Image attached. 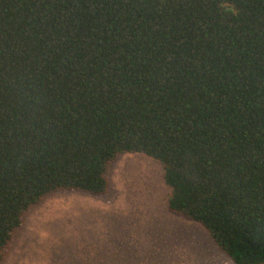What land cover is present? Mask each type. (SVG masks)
Here are the masks:
<instances>
[{"label":"trees","instance_id":"16d2710c","mask_svg":"<svg viewBox=\"0 0 264 264\" xmlns=\"http://www.w3.org/2000/svg\"><path fill=\"white\" fill-rule=\"evenodd\" d=\"M125 153L264 264V0H0V262L33 206L106 196Z\"/></svg>","mask_w":264,"mask_h":264},{"label":"rangeland","instance_id":"374dc122","mask_svg":"<svg viewBox=\"0 0 264 264\" xmlns=\"http://www.w3.org/2000/svg\"><path fill=\"white\" fill-rule=\"evenodd\" d=\"M110 192L44 197L23 218L0 264H234L197 223L167 211L161 164L125 153Z\"/></svg>","mask_w":264,"mask_h":264}]
</instances>
